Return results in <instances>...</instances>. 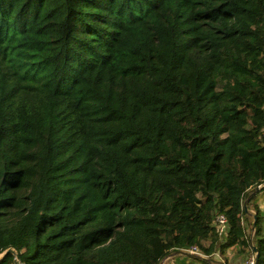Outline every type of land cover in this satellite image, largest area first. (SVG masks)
Instances as JSON below:
<instances>
[{
    "label": "trees",
    "instance_id": "16d2710c",
    "mask_svg": "<svg viewBox=\"0 0 264 264\" xmlns=\"http://www.w3.org/2000/svg\"><path fill=\"white\" fill-rule=\"evenodd\" d=\"M260 196L264 0H0V255L264 264Z\"/></svg>",
    "mask_w": 264,
    "mask_h": 264
},
{
    "label": "rangeland",
    "instance_id": "374dc122",
    "mask_svg": "<svg viewBox=\"0 0 264 264\" xmlns=\"http://www.w3.org/2000/svg\"><path fill=\"white\" fill-rule=\"evenodd\" d=\"M260 191V190H259ZM258 191V192H259ZM257 204L259 205V209L262 213H264V199L263 196H260ZM251 217L246 220L245 218V227L247 229V233L249 236H253L252 226L251 224H254L255 220L253 219V216L255 215L256 208L253 204H251L249 208ZM250 237V239H251ZM254 256L249 252V250L246 252L243 250H240L239 248L231 249L226 252V256H221L219 253H215L212 256V259L216 261L217 264H225L226 259L230 262V264H248L250 260H252Z\"/></svg>",
    "mask_w": 264,
    "mask_h": 264
},
{
    "label": "built area",
    "instance_id": "2783aa9c",
    "mask_svg": "<svg viewBox=\"0 0 264 264\" xmlns=\"http://www.w3.org/2000/svg\"><path fill=\"white\" fill-rule=\"evenodd\" d=\"M216 228H217V233L218 235L221 237L224 235L225 230L227 229V222L226 219L223 216H220L217 218L216 220ZM187 252H189L192 255H200L199 251L196 248H191L190 250H188ZM255 263V258H252V260H250L248 262V264H254ZM21 264V263H19Z\"/></svg>",
    "mask_w": 264,
    "mask_h": 264
},
{
    "label": "water",
    "instance_id": "95a60500",
    "mask_svg": "<svg viewBox=\"0 0 264 264\" xmlns=\"http://www.w3.org/2000/svg\"><path fill=\"white\" fill-rule=\"evenodd\" d=\"M261 188H258L257 191H259ZM246 203H245V207H246ZM255 227V225H254ZM255 252H256V249H255ZM8 254H11L15 257V262L14 264H19V260L17 258V252L14 250V249H9L7 250L6 252H4L2 255H0V264L3 262V260L5 259V257L8 255ZM181 253H177L176 255H180ZM184 254V253H183ZM187 253H185L184 255H186ZM189 254V253H188ZM202 259H204L203 257H200ZM257 260H258V256L255 257V263L254 264H257ZM167 259H165L163 262H166Z\"/></svg>",
    "mask_w": 264,
    "mask_h": 264
}]
</instances>
